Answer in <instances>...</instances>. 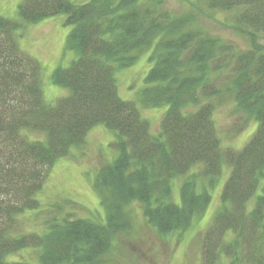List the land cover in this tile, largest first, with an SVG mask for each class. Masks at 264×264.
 <instances>
[{
  "label": "trees",
  "instance_id": "16d2710c",
  "mask_svg": "<svg viewBox=\"0 0 264 264\" xmlns=\"http://www.w3.org/2000/svg\"><path fill=\"white\" fill-rule=\"evenodd\" d=\"M200 1L207 10L234 11L250 48L237 50L191 27L192 16H173L164 0H22V22L63 14L72 26L65 47L75 58L52 74L67 93L52 103L42 95L38 62L18 49L13 34L20 24L0 16V264H26L9 258L26 249L36 253L34 264H99L126 234L132 202L145 206L144 217L159 234H183L210 199L206 190L196 192L201 175L189 171L201 164L213 181L223 163L230 171L202 237L201 263L264 264V187L256 195L264 174V44L257 42L264 40V0ZM149 48L152 67L138 101L122 100L116 70L132 66ZM224 74L230 86L222 83L223 89L218 75ZM223 93L247 115L238 132L257 123L240 150L220 147L212 121L211 98ZM142 103L167 106L157 135L139 114ZM96 125L112 133L116 147L93 186L101 192L103 219L54 214L39 232H19L20 217L44 210L37 195L55 161ZM177 177H183L178 204L171 199Z\"/></svg>",
  "mask_w": 264,
  "mask_h": 264
},
{
  "label": "rangeland",
  "instance_id": "374dc122",
  "mask_svg": "<svg viewBox=\"0 0 264 264\" xmlns=\"http://www.w3.org/2000/svg\"><path fill=\"white\" fill-rule=\"evenodd\" d=\"M85 1L87 0H75L77 3ZM164 1L165 8L173 16L182 18L192 16L195 23L190 25L191 27H200L203 32L232 44L237 50L244 51L250 48L247 29L242 24L233 22L237 18L234 11L207 10L204 2L200 0ZM21 2L22 0H0V16L20 24L13 34L18 49L38 62L41 69L42 95L46 102L52 103L67 93L66 89L54 85L52 74L58 67H68L75 58L74 52L65 47V40L72 26L66 23L63 14L47 17L33 24L24 23L18 15V6ZM6 42L8 44V41ZM257 42L264 44L262 39H258ZM150 55L151 48L140 55L132 66L116 70V89L122 100L138 101L139 94L145 86L144 79L152 67ZM218 76V83L223 89L226 86L222 83H226L228 88L230 86L228 76L226 74ZM211 99L214 101L211 117L220 147L240 150L255 132L257 123L250 121L243 131L238 132L242 129L247 115L238 110L227 94L223 93ZM137 107L141 118L147 121L150 133L157 135L167 106L152 108L142 103L137 104ZM33 138L39 137L34 135ZM112 141V133L103 125H96L86 133L79 145L71 149L68 156L58 158L37 195L40 208L44 210L26 212L20 217L19 232H39L45 224V219L54 214L64 216L68 213L77 219H103L99 198L101 192L95 190L93 186L99 169L111 162L115 156L116 147ZM203 168V165L195 164L188 175L192 173L201 175L198 176L196 192L203 194L206 190L210 195L209 205L199 218L196 217L187 225L188 227L186 226L183 234L182 232L169 236L159 234L146 221L145 206L132 202L127 206L129 224L126 234L122 232L117 239L115 238L107 252L99 259V264H202V237L206 235L207 227L219 206L221 190L230 171L229 166L223 163L219 177L211 181V178L202 175ZM182 182L183 177H177L171 183V199L177 204L180 201ZM263 187L264 174L256 189V195L260 194ZM98 188L104 192L102 187ZM253 200L254 198L248 203V208H251ZM50 208H53V211ZM212 236L210 240L216 236L215 233H212ZM214 244L215 241L209 243L210 247ZM35 254L26 249L12 254L9 258L34 264L37 262ZM211 261L210 259L209 264ZM227 262L225 259L223 264Z\"/></svg>",
  "mask_w": 264,
  "mask_h": 264
}]
</instances>
